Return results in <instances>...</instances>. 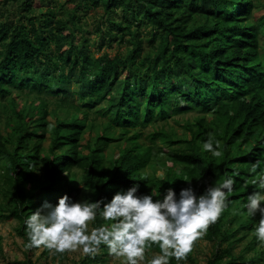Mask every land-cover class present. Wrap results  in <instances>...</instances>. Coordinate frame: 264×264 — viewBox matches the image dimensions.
<instances>
[{"label":"trees","instance_id":"16d2710c","mask_svg":"<svg viewBox=\"0 0 264 264\" xmlns=\"http://www.w3.org/2000/svg\"><path fill=\"white\" fill-rule=\"evenodd\" d=\"M10 1L22 18L0 23V191L9 207H0V219H19L26 235V217L65 193L94 201L138 184V194L188 186L200 194L232 177L223 210L204 229L214 241L207 264L262 261L260 216H249L244 203L264 175V0H64L40 12L45 0ZM100 8L105 26L95 42L124 44L115 54L96 56L89 46L82 20ZM72 83L74 96H66ZM25 97L31 105L20 109ZM189 114L194 121L180 123ZM209 135L219 155L203 148ZM157 155L165 171L150 176L145 169ZM110 223L97 215L91 226ZM196 241L167 263L194 262ZM38 247L28 248L27 264ZM106 253L101 244L76 264L102 262Z\"/></svg>","mask_w":264,"mask_h":264},{"label":"clouds","instance_id":"9594fccd","mask_svg":"<svg viewBox=\"0 0 264 264\" xmlns=\"http://www.w3.org/2000/svg\"><path fill=\"white\" fill-rule=\"evenodd\" d=\"M203 148L219 155L211 135ZM258 166L253 163L252 169ZM233 183V178L228 177L210 184L200 194L191 186L181 188L178 194L170 187L162 196L154 191L138 194L139 185L132 184L116 191L110 199L102 197L94 201L74 200L65 193L55 204L45 201L26 217V246L43 245L58 252L79 246L85 253H95L103 244L110 255L123 257L125 264H139L144 259L146 242L151 241L158 243L162 254L153 256L148 264H167L170 256L177 260L184 258L192 242L218 218L226 191L233 190ZM253 184L255 189L247 194L244 209L251 217L259 211L254 235L264 243V175ZM97 215L112 223L89 230L88 222Z\"/></svg>","mask_w":264,"mask_h":264},{"label":"rangeland","instance_id":"374dc122","mask_svg":"<svg viewBox=\"0 0 264 264\" xmlns=\"http://www.w3.org/2000/svg\"><path fill=\"white\" fill-rule=\"evenodd\" d=\"M64 2V0H45L40 7L38 12L44 11L48 5H51L52 7L59 5V3ZM68 16L73 13L72 7L68 4ZM82 12V10L80 11ZM66 13V12H65ZM63 16H66V14H62ZM61 14H58L57 17H62ZM103 15V9H99V11L96 10H90L88 14L84 15L83 17V23L85 31H89L87 34L90 37L89 46L91 48V51L96 55L99 56L103 53V51H108L111 54H115V52L123 50L124 44L114 43L113 47L103 45L102 48H99L98 45H96L95 41H98L100 39V32H102L105 24L101 23V19ZM21 17V10L17 8V3L14 1H10L8 3L4 2V0H0V23L6 20H13L14 22H17ZM105 20V19H104ZM23 22L25 23L26 20L23 19ZM72 24V23H71ZM50 31H53L52 27H49ZM74 84L72 83L69 85V88L67 92L65 93L66 96H74L73 92ZM31 94V93H30ZM32 97H25L20 98L17 101V106L21 109L26 108L28 109L31 105ZM56 108V102L51 100L48 106L49 114L52 113V110ZM5 116V112H0V119H2V128H5V121H3ZM61 116H65V113L62 112ZM49 117H55L53 114L49 115ZM93 117V115H91ZM185 117V118H184ZM180 123L184 124L187 121H194V116L188 115V116H179ZM171 125L175 127V129L180 133L184 134L185 130L177 124L173 119L170 120ZM152 129V126L144 127V133L141 135L140 140L144 143H147L149 141L147 134ZM96 132V131H95ZM185 137H189V134H184ZM122 144V142H121ZM114 148V146H111L108 151H111V149ZM157 148L154 149V152ZM158 150V149H157ZM156 154V153H155ZM164 156V155H162ZM154 162L153 164L146 167V173L150 176H162L164 174L165 169L163 168V164L161 163V159L157 157H153ZM7 164H4V167ZM77 177L81 174V169L74 168L73 169ZM3 206L4 210L8 212L9 207L7 205V198L3 195V193L0 191V207ZM256 216L259 217L260 213L257 211ZM21 228V222L19 219H0V235L2 238L1 241V249H0V264H5L8 261H16L15 264H27L26 258H27V252H28V236L22 235L20 233ZM88 229L91 230V221L88 222ZM249 239H246L244 241H241L238 243V245L235 247V253L238 252V250L246 246ZM147 243V242H146ZM214 247V241H211L204 237V230L202 231L201 235L198 236V241L195 242L194 247L192 248V256L194 257V262H182L181 264H207L208 258L212 252V249ZM262 247V246H261ZM263 250H264V243H263ZM99 251V250H98ZM55 249H48L44 247L43 245L39 246L37 249H35L34 254L31 256L33 260V264H76V262H79V260L86 254L82 247H77L75 249H66L63 252V257H59L54 255ZM162 254L160 251H158L156 248L150 247L149 245H145V252H144V259L139 261V264H148V261L155 255ZM102 262H95L91 264H125V260L123 257H116L114 255H110L109 252L104 254ZM168 264V263H167ZM244 264H264V255L262 261L254 262V263H244Z\"/></svg>","mask_w":264,"mask_h":264}]
</instances>
